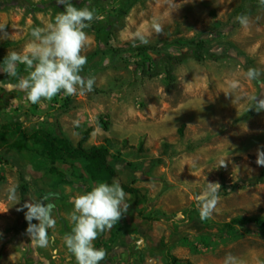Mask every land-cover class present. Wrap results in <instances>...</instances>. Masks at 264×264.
I'll return each instance as SVG.
<instances>
[{
  "label": "rangeland",
  "instance_id": "obj_1",
  "mask_svg": "<svg viewBox=\"0 0 264 264\" xmlns=\"http://www.w3.org/2000/svg\"><path fill=\"white\" fill-rule=\"evenodd\" d=\"M71 3L99 17L85 29L82 50L81 75L95 76L93 91L33 104L19 86L25 65L5 72L3 60L26 53L31 30L47 29L64 6L0 0L8 34L0 38V264H76L63 239L73 227L71 198L114 179L130 207L94 241L107 252L100 264H169L170 254L177 264H224L228 254L264 264V227L231 223L238 216L264 220V166L256 162L258 149L264 152V111L255 109L256 99H264V4ZM238 16L248 17L247 27ZM253 68L258 79L246 76ZM88 128L84 145L101 148L114 170L109 179L92 180L80 158L52 164L41 142L23 134L41 130L76 147ZM206 182L221 190L212 215L202 219ZM44 196L54 205L55 225L40 246L31 242L24 204Z\"/></svg>",
  "mask_w": 264,
  "mask_h": 264
},
{
  "label": "clouds",
  "instance_id": "obj_2",
  "mask_svg": "<svg viewBox=\"0 0 264 264\" xmlns=\"http://www.w3.org/2000/svg\"><path fill=\"white\" fill-rule=\"evenodd\" d=\"M56 3L63 5L64 10L56 14L54 23L47 29L34 27L31 30L32 39L27 45V52L13 51L3 60L5 72L19 64L25 65L27 75L20 79L19 86L33 104L45 99L51 100L61 92L69 96L84 95L93 91L96 83L95 76L81 75L87 64V57L82 54L89 39L85 29L91 26L93 20L99 19L96 10L87 5L78 8L71 0H56ZM260 3L264 4V0H260ZM236 19L242 27L249 24L247 16H238ZM5 28L6 25L0 24V38L8 35ZM156 29L161 30L159 24ZM107 62L106 58L105 63ZM260 75L261 72L254 68L246 73L248 79H258ZM232 86L236 87L235 82ZM255 109L258 112L264 111V99H256ZM257 157V164L264 166V152L258 149ZM224 166L225 162L221 167ZM220 190L221 185L218 182H206L204 197L199 201L202 219L212 215L219 200ZM48 199V196H44L41 200H30L24 204L31 242L40 246L48 244V230L55 225L52 217L54 205L45 203ZM128 200L129 194L116 179L111 184L98 182L90 191L71 198L73 210L69 214V220L73 227L63 239L67 249L75 257L76 264H100L105 260L106 250L96 248L94 241L126 215L130 207ZM33 219L38 221V224H32ZM224 264L244 262L228 254Z\"/></svg>",
  "mask_w": 264,
  "mask_h": 264
},
{
  "label": "trees",
  "instance_id": "obj_3",
  "mask_svg": "<svg viewBox=\"0 0 264 264\" xmlns=\"http://www.w3.org/2000/svg\"><path fill=\"white\" fill-rule=\"evenodd\" d=\"M99 122H101V124H103L104 127L108 129L107 120H100ZM90 131L91 128H88L81 132V139L76 147L70 145L66 141H63L60 145L57 143L59 139H57L56 137H51L49 134H45L41 130H36L30 133H25L23 131V134L41 142L47 154L51 156L52 164H54L57 159L80 158L85 162L86 173L92 180L109 179L114 176V170L107 162L101 148L96 145H84L89 138ZM25 192L26 190L22 186L20 188V193L25 194ZM249 222H254L264 227V220L262 219H253L250 217L238 216L231 220V223L233 224H246ZM168 260L169 264H177V258L171 254L168 255Z\"/></svg>",
  "mask_w": 264,
  "mask_h": 264
}]
</instances>
